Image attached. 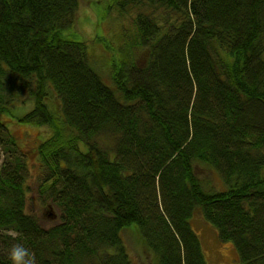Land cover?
I'll use <instances>...</instances> for the list:
<instances>
[{
	"label": "trees",
	"instance_id": "trees-1",
	"mask_svg": "<svg viewBox=\"0 0 264 264\" xmlns=\"http://www.w3.org/2000/svg\"><path fill=\"white\" fill-rule=\"evenodd\" d=\"M80 1L0 0V264L16 242L35 264H133L129 228L154 264H207L198 208L236 264H264V0H112L131 24L119 46L96 35L111 83L75 30ZM9 73L34 100L18 122L52 129L38 147L42 204L61 212L50 226L27 211L25 154L2 118Z\"/></svg>",
	"mask_w": 264,
	"mask_h": 264
},
{
	"label": "rangeland",
	"instance_id": "rangeland-1",
	"mask_svg": "<svg viewBox=\"0 0 264 264\" xmlns=\"http://www.w3.org/2000/svg\"><path fill=\"white\" fill-rule=\"evenodd\" d=\"M111 2L112 0H81L75 24V30L88 42L95 58L104 64L102 69L108 83H111L109 73L111 53H108L101 43L95 41L96 35L101 31L116 46H119L122 42V22L127 25L131 24L128 19H120L115 9L108 10V7L111 8ZM102 11H104L103 14ZM14 76L9 73L4 78V92L9 102L10 114H4L2 118L17 138L21 152L25 154L24 159L28 167L25 183L27 211L35 213L43 220L44 225L50 226L60 221L61 212L57 207H54L55 210L52 211L48 206L49 202L42 204L44 202L38 190L40 179L45 175V171L40 163L38 147L52 135V129L48 125L18 122L16 116L30 111L34 107V100L24 90H15L12 81ZM46 102L54 113L60 112L61 103L53 90H49ZM79 145L83 151H87L83 143ZM200 176L209 177V186H215L217 189L223 187L221 176L217 172L204 170ZM52 213L58 214V218H53ZM191 223L202 243L207 264H236L239 262L238 251L234 244L220 239L217 229L205 219L201 208H198ZM124 237L131 249L133 264L155 263L147 249L144 247L143 249L138 243V235L134 228L124 230Z\"/></svg>",
	"mask_w": 264,
	"mask_h": 264
},
{
	"label": "clouds",
	"instance_id": "clouds-1",
	"mask_svg": "<svg viewBox=\"0 0 264 264\" xmlns=\"http://www.w3.org/2000/svg\"><path fill=\"white\" fill-rule=\"evenodd\" d=\"M8 259L10 264H35V256L21 242L13 243L8 249Z\"/></svg>",
	"mask_w": 264,
	"mask_h": 264
},
{
	"label": "water",
	"instance_id": "water-1",
	"mask_svg": "<svg viewBox=\"0 0 264 264\" xmlns=\"http://www.w3.org/2000/svg\"><path fill=\"white\" fill-rule=\"evenodd\" d=\"M51 209L53 210V207L50 205ZM53 218H57V215L52 213Z\"/></svg>",
	"mask_w": 264,
	"mask_h": 264
}]
</instances>
